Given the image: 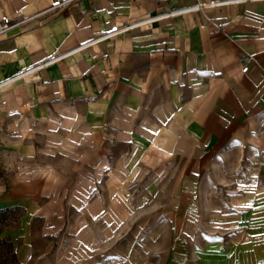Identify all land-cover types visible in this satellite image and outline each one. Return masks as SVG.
Masks as SVG:
<instances>
[{
  "label": "crops",
  "instance_id": "1",
  "mask_svg": "<svg viewBox=\"0 0 264 264\" xmlns=\"http://www.w3.org/2000/svg\"><path fill=\"white\" fill-rule=\"evenodd\" d=\"M65 1L0 0V22L33 17L0 37L1 103L34 122L64 107L100 139L166 153L173 227L200 230L208 183L262 139L264 0ZM239 192L224 264H264V191Z\"/></svg>",
  "mask_w": 264,
  "mask_h": 264
},
{
  "label": "rangeland",
  "instance_id": "2",
  "mask_svg": "<svg viewBox=\"0 0 264 264\" xmlns=\"http://www.w3.org/2000/svg\"><path fill=\"white\" fill-rule=\"evenodd\" d=\"M6 106L0 101V264H224L239 230L232 196L264 191L263 130L208 183L201 229L179 230L166 153L100 139L64 107L34 122Z\"/></svg>",
  "mask_w": 264,
  "mask_h": 264
},
{
  "label": "built area",
  "instance_id": "3",
  "mask_svg": "<svg viewBox=\"0 0 264 264\" xmlns=\"http://www.w3.org/2000/svg\"><path fill=\"white\" fill-rule=\"evenodd\" d=\"M67 2H69V0L65 1L61 5H64ZM61 5H59V6H61ZM54 8H56V7H54ZM31 18H33V17H30V18H19V19H16L14 21H1L0 22V37L4 36V35H7L11 31L15 30L16 28L20 27L21 25H23L27 21L31 20ZM247 70H248L247 66L243 67V69H242V71H247Z\"/></svg>",
  "mask_w": 264,
  "mask_h": 264
}]
</instances>
